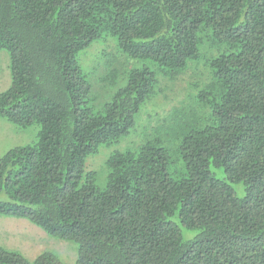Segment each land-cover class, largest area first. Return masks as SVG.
Listing matches in <instances>:
<instances>
[{"label":"trees","instance_id":"1","mask_svg":"<svg viewBox=\"0 0 264 264\" xmlns=\"http://www.w3.org/2000/svg\"><path fill=\"white\" fill-rule=\"evenodd\" d=\"M106 33L153 66L131 68L96 109L77 57ZM0 50V116L40 126L0 157V215L76 243L75 264H264V0H0ZM181 82L180 107L111 153L98 187L87 158ZM0 264L63 262L0 245Z\"/></svg>","mask_w":264,"mask_h":264},{"label":"rangeland","instance_id":"2","mask_svg":"<svg viewBox=\"0 0 264 264\" xmlns=\"http://www.w3.org/2000/svg\"><path fill=\"white\" fill-rule=\"evenodd\" d=\"M111 57L116 60V65H112L115 69L107 72L104 62ZM77 59L88 74L91 84L88 103L96 109H100L105 102L111 100L112 94L126 84V74L131 68L153 66L149 60L133 59L127 56L119 48L116 37L108 33L80 51ZM203 62L204 60H201V63ZM105 73H109V76L113 75L109 77L107 83L102 82ZM189 74L190 70L186 73L187 78ZM186 75L184 74L183 77L186 78ZM10 83L9 54L6 50H0V92L7 89ZM185 87L183 82L178 83L177 86L169 88V91H165V95H161L165 98L157 97L144 104L136 116L135 127L128 135L116 143L102 145L97 153L87 158L86 168L96 171L95 183L98 187L103 188L106 185L105 160L107 157L115 151L135 149L144 141L146 130H148L146 127L150 128L161 123L164 117H169L174 107H180V100L189 92ZM39 129L38 124L19 128L0 116V157L16 146L35 143L38 140ZM164 136L162 135V138ZM169 169L177 172L180 166L172 163ZM213 170L218 176H222L220 170ZM234 187L237 194H241V186L234 185ZM3 198L4 194H0V199ZM0 245L19 251L29 261L45 250L55 253L63 264H75L77 258L76 243L50 237L25 218L0 215Z\"/></svg>","mask_w":264,"mask_h":264}]
</instances>
